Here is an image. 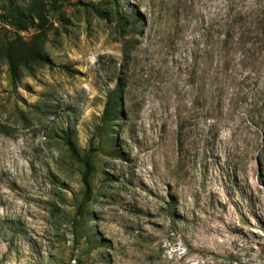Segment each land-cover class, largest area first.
Wrapping results in <instances>:
<instances>
[{"label": "rangeland", "instance_id": "rangeland-1", "mask_svg": "<svg viewBox=\"0 0 264 264\" xmlns=\"http://www.w3.org/2000/svg\"><path fill=\"white\" fill-rule=\"evenodd\" d=\"M109 1L1 14L0 264H264V0Z\"/></svg>", "mask_w": 264, "mask_h": 264}, {"label": "trees", "instance_id": "trees-1", "mask_svg": "<svg viewBox=\"0 0 264 264\" xmlns=\"http://www.w3.org/2000/svg\"><path fill=\"white\" fill-rule=\"evenodd\" d=\"M65 1L66 0H32L28 5H19L16 0H5L4 4L0 5V17L3 13L4 17H6L9 21L10 25H12L17 31H27L30 28L36 26H40L41 29L44 30L46 28L45 21H47V19L42 18L44 11L47 10L49 13H51L52 11L54 13L59 12L64 6ZM111 5L115 7L118 6L119 0H113V2L109 1L108 3H105L104 8H101L98 5H85V7L88 10L92 11L99 19L107 21L113 15V12H111L110 10ZM36 18L42 21L40 25L36 24ZM140 21H142L140 17L135 18L134 26H138ZM127 26L128 24L126 26H121L123 31L126 29ZM258 26L259 27L257 28L255 34L258 38L262 40L264 39L262 32L263 22H258ZM20 41L21 40H19V42ZM124 52L126 54V49ZM0 56L4 58L8 65L9 74L13 85H16V83L20 80L21 61L32 60L35 63L47 61V58L41 56L39 52L37 53L30 51L26 47L24 48V56L19 58L14 49V44H6V48L4 50H1ZM115 82L117 83L115 88L107 95V101L102 118L103 123L105 125L107 124L112 129L117 128L119 121L122 117H124V85L120 77H117L115 79ZM72 151L73 156L76 158L78 156L77 152L74 149H72ZM86 166L87 169L84 177V183L86 186H88V174H90V167L88 164H86Z\"/></svg>", "mask_w": 264, "mask_h": 264}]
</instances>
